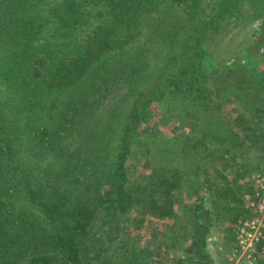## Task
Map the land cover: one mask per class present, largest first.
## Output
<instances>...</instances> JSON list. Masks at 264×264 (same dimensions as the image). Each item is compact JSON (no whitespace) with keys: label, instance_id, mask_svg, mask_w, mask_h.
Wrapping results in <instances>:
<instances>
[{"label":"trees","instance_id":"obj_1","mask_svg":"<svg viewBox=\"0 0 264 264\" xmlns=\"http://www.w3.org/2000/svg\"><path fill=\"white\" fill-rule=\"evenodd\" d=\"M51 1L0 0V83L17 94L0 99V264H142L122 223L145 202L125 180L149 101L150 88L139 86L191 55L211 24H198L200 0ZM193 72L186 67L180 76ZM169 80L171 94L196 87ZM32 84L54 93L46 106ZM31 112L41 114L38 124L27 120ZM229 192L228 202H241ZM146 202L158 217L171 212L169 201ZM202 216L193 223L189 264H214L210 217ZM249 216L235 213L232 222Z\"/></svg>","mask_w":264,"mask_h":264},{"label":"rangeland","instance_id":"obj_2","mask_svg":"<svg viewBox=\"0 0 264 264\" xmlns=\"http://www.w3.org/2000/svg\"><path fill=\"white\" fill-rule=\"evenodd\" d=\"M198 11L199 26L210 22V33L153 85L154 75H148L139 86L150 88L149 101L130 142L125 180L145 202L124 214L122 223L139 263L189 264L193 223L208 212L206 249L214 264H264V247L258 249L264 229L253 250L238 243V228L256 218L254 209L264 199L258 190L264 187V0H200ZM186 67L194 72L180 76ZM174 77L192 79L196 87L171 94ZM41 95L46 106L54 93ZM0 99L15 101L17 94L0 83ZM31 113L27 120L38 124L41 114ZM240 116L251 129H242ZM228 188L240 203L228 202ZM146 200L169 201L171 212L158 217L146 211ZM244 210L249 218L233 223Z\"/></svg>","mask_w":264,"mask_h":264},{"label":"built area","instance_id":"obj_3","mask_svg":"<svg viewBox=\"0 0 264 264\" xmlns=\"http://www.w3.org/2000/svg\"><path fill=\"white\" fill-rule=\"evenodd\" d=\"M258 179L259 178L256 177L257 183L260 181ZM259 187L260 189L258 190H264L263 186L259 185ZM251 206L253 207L254 204L252 203ZM254 210L256 213V218L251 222L244 223L238 228V243L240 248L243 249H252L253 242L256 244L262 238L261 230L264 229V199L259 201V204H257L256 209Z\"/></svg>","mask_w":264,"mask_h":264}]
</instances>
